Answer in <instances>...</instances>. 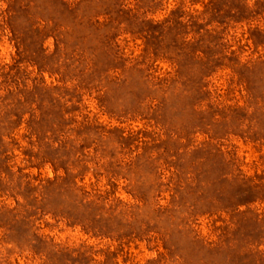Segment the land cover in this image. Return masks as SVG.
Returning a JSON list of instances; mask_svg holds the SVG:
<instances>
[{"label":"rangeland","instance_id":"374dc122","mask_svg":"<svg viewBox=\"0 0 264 264\" xmlns=\"http://www.w3.org/2000/svg\"><path fill=\"white\" fill-rule=\"evenodd\" d=\"M0 264H264V0H0Z\"/></svg>","mask_w":264,"mask_h":264}]
</instances>
